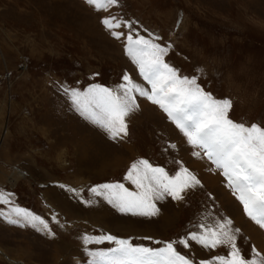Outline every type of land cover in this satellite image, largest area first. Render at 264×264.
<instances>
[{"label": "rangeland", "instance_id": "1", "mask_svg": "<svg viewBox=\"0 0 264 264\" xmlns=\"http://www.w3.org/2000/svg\"><path fill=\"white\" fill-rule=\"evenodd\" d=\"M110 17L132 25L117 29L120 40L101 23ZM137 33L171 45L165 61L180 75L195 76L215 98L230 99L232 120L264 125V0H118L107 11L85 0H0V185L54 233L50 238L0 219V264H87L84 234L156 248L161 245L153 241L178 240L197 224L223 218L240 229L242 255L251 259L255 247L264 257V230L157 106L137 97L138 110L126 118L128 136L117 141L72 110L65 87L115 88L125 73L145 86L124 51L125 37ZM139 159L170 173L180 161L201 186L183 200L157 201L160 212L151 218L122 214L88 191L106 182L134 190L123 177ZM176 248L194 264L229 251L194 241Z\"/></svg>", "mask_w": 264, "mask_h": 264}, {"label": "snow or ice", "instance_id": "2", "mask_svg": "<svg viewBox=\"0 0 264 264\" xmlns=\"http://www.w3.org/2000/svg\"><path fill=\"white\" fill-rule=\"evenodd\" d=\"M96 11H107L118 0H85ZM112 37L120 40L122 27L131 30V23L116 17L101 21ZM146 39L138 33L128 34L124 41L125 55L135 65L145 86L133 81L129 74L115 88L91 84L85 88H64L72 110L83 120L102 130L110 140H122L128 136L126 118L138 110L137 97L157 106L183 135L194 157H203L223 177L225 187L242 206L245 216L264 230V125L236 122L229 117L233 105L230 99H218L197 82V77L182 76L165 61L169 48ZM175 148L176 145H169ZM179 169L170 173L155 166L147 159L134 161L123 179L130 183V190L121 182H106L88 191L102 198L118 212L125 215L155 217L160 209L157 201L171 197L174 201L184 199L183 193L201 186V181L180 161ZM61 187H64L61 185ZM69 191H74L69 189ZM11 193L0 191V205L8 206L0 211V219L21 228L30 227L38 233L52 237L54 233L41 216L19 207L11 200ZM85 203H91L87 201ZM52 221L56 222L53 215ZM240 229L232 227L227 218L209 224H197L185 236L167 242L153 241L156 248L137 246L128 239L110 234H84L81 242L87 264H194L181 254L176 245L189 247L194 241L207 250L220 246L229 249L226 255H216L199 264H264V257L255 247L252 258L241 254L237 246ZM150 239V238H149ZM113 245L108 248L89 249V245Z\"/></svg>", "mask_w": 264, "mask_h": 264}, {"label": "bare ground", "instance_id": "3", "mask_svg": "<svg viewBox=\"0 0 264 264\" xmlns=\"http://www.w3.org/2000/svg\"><path fill=\"white\" fill-rule=\"evenodd\" d=\"M13 175H14L15 178H24L22 172H20V171H14V172H13ZM12 178H13V177H12ZM11 182H14V181H11ZM263 241H264V240H263ZM9 261H10V260H9Z\"/></svg>", "mask_w": 264, "mask_h": 264}, {"label": "crops", "instance_id": "4", "mask_svg": "<svg viewBox=\"0 0 264 264\" xmlns=\"http://www.w3.org/2000/svg\"><path fill=\"white\" fill-rule=\"evenodd\" d=\"M0 191L5 192V189H3V188L1 187V185H0Z\"/></svg>", "mask_w": 264, "mask_h": 264}]
</instances>
